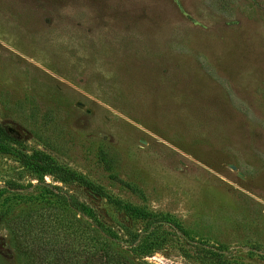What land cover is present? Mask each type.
<instances>
[{
	"label": "rangeland",
	"instance_id": "1",
	"mask_svg": "<svg viewBox=\"0 0 264 264\" xmlns=\"http://www.w3.org/2000/svg\"><path fill=\"white\" fill-rule=\"evenodd\" d=\"M51 190L135 264H264V0H0L4 264Z\"/></svg>",
	"mask_w": 264,
	"mask_h": 264
},
{
	"label": "trees",
	"instance_id": "2",
	"mask_svg": "<svg viewBox=\"0 0 264 264\" xmlns=\"http://www.w3.org/2000/svg\"><path fill=\"white\" fill-rule=\"evenodd\" d=\"M81 182L85 188L97 191L90 182ZM47 193L55 197L52 202L37 203L6 221L15 264H135L115 247L118 237L114 230L101 234L98 220L90 226L80 217L91 216L90 205L68 194L52 190ZM120 208L133 219L144 221L150 233L166 222L159 219L163 216L140 207L122 204ZM145 242L141 245L143 251L149 250ZM0 264H4L1 258Z\"/></svg>",
	"mask_w": 264,
	"mask_h": 264
}]
</instances>
